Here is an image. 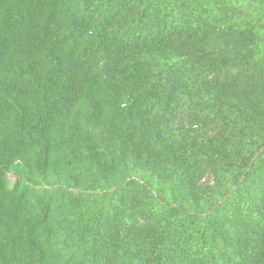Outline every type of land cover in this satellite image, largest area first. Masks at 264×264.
I'll return each mask as SVG.
<instances>
[{
	"label": "trees",
	"instance_id": "trees-1",
	"mask_svg": "<svg viewBox=\"0 0 264 264\" xmlns=\"http://www.w3.org/2000/svg\"><path fill=\"white\" fill-rule=\"evenodd\" d=\"M0 264H264V0H0Z\"/></svg>",
	"mask_w": 264,
	"mask_h": 264
}]
</instances>
